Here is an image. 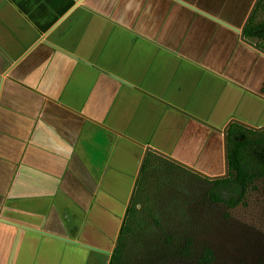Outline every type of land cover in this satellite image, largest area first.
<instances>
[{"label": "crops", "instance_id": "1", "mask_svg": "<svg viewBox=\"0 0 264 264\" xmlns=\"http://www.w3.org/2000/svg\"><path fill=\"white\" fill-rule=\"evenodd\" d=\"M255 1L0 0V264H110L149 150L224 172Z\"/></svg>", "mask_w": 264, "mask_h": 264}, {"label": "rangeland", "instance_id": "2", "mask_svg": "<svg viewBox=\"0 0 264 264\" xmlns=\"http://www.w3.org/2000/svg\"><path fill=\"white\" fill-rule=\"evenodd\" d=\"M260 73L256 72V79ZM233 105L232 101V109L250 124H264V99L247 95ZM207 159L205 165L215 167L211 164L214 156ZM216 161L220 165L221 160ZM151 167L149 185L136 197L116 264H201L207 248L212 251V264H264L260 184L231 208L210 199L211 184L204 179L163 161Z\"/></svg>", "mask_w": 264, "mask_h": 264}, {"label": "trees", "instance_id": "3", "mask_svg": "<svg viewBox=\"0 0 264 264\" xmlns=\"http://www.w3.org/2000/svg\"><path fill=\"white\" fill-rule=\"evenodd\" d=\"M245 36L250 41L264 48V0L259 1L245 29ZM227 136L229 174L227 177L213 180L166 158L154 150L146 152L136 180L132 201L128 206L127 214L120 230L118 244L115 247L110 264H116L120 258L127 230L130 228L131 219L134 216L133 212L137 206L136 197L144 185H149L152 172L151 166L154 164L163 161L204 179L211 184L210 199L213 202L226 204L231 208L243 202L248 191L258 184L262 186L264 193V129L257 131L241 124L233 123L228 129ZM212 261V251L207 248L200 259V263L212 264Z\"/></svg>", "mask_w": 264, "mask_h": 264}, {"label": "water", "instance_id": "4", "mask_svg": "<svg viewBox=\"0 0 264 264\" xmlns=\"http://www.w3.org/2000/svg\"><path fill=\"white\" fill-rule=\"evenodd\" d=\"M259 1H260V0H256V1H255V4H254V6L252 7V9H251V11H250V13H249V15H248V17H247L244 26H243L241 29L237 28V30H239V32H240V36H241V39H242L243 41H245L246 43L252 45V46L255 47L256 49H258L260 52L264 53V48L258 46L257 44H255L254 42L250 41L249 39H247V38L245 37V29H246V27H247V25H248V23H249V21H250L252 15H253V13H254V11H255V9H256V7H257ZM233 123H238V124H241V125H243V126H245V127H247V128H250V129H253V130H257V131H260V130H263V129H264V124H262V125H253V124H250V123H248V122H245V121L239 120V119H237V118H232V119L229 120V122H228V123H227V124H226V125L220 130V131L222 132V134H223V142H224V164H225L224 172L221 173V174H216V175H209V174H206L205 172H202V171L198 170L197 168H195V167H193V166H191V165H188V164H186V163H184V162H181V161L177 160L176 158H174V157H172V156H170V155H168V154H165V153H163V152H161V151H158V150H154V151L157 152V153H159V154H161V155H163V156H165V157L168 158V159H171V160H173V161H175V162L181 164L182 166H184V167H186V168H188V169H190V170H192V171H194V172H196V173H198V174H200V175H202V176H205V177L209 178V179H212V180H213V179H218V178L227 177L228 174H229L228 136H227V135H228V129H229V127H230ZM132 196H133V195H132ZM131 201H132V198H131V200H130V203H131ZM130 203H129V204H130ZM128 206H129V205H128ZM119 237H120V234H119ZM118 239H119V238H118ZM117 244H118V240L116 241V245H117ZM96 249H98V248H96ZM98 250H101V251H104V252H106V253H108V254H111V256H113V254H114V251L110 252V251L102 250V249H98ZM114 250H115V249H114Z\"/></svg>", "mask_w": 264, "mask_h": 264}, {"label": "flooded vegetation", "instance_id": "5", "mask_svg": "<svg viewBox=\"0 0 264 264\" xmlns=\"http://www.w3.org/2000/svg\"><path fill=\"white\" fill-rule=\"evenodd\" d=\"M246 37V36H245ZM247 38V37H246ZM248 39V38H247Z\"/></svg>", "mask_w": 264, "mask_h": 264}]
</instances>
